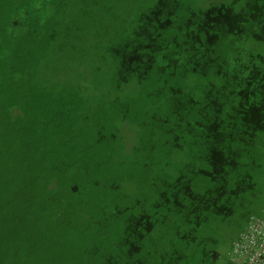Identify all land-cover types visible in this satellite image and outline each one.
<instances>
[{
    "label": "trees",
    "instance_id": "1",
    "mask_svg": "<svg viewBox=\"0 0 264 264\" xmlns=\"http://www.w3.org/2000/svg\"><path fill=\"white\" fill-rule=\"evenodd\" d=\"M258 166L264 0H0V264H228Z\"/></svg>",
    "mask_w": 264,
    "mask_h": 264
},
{
    "label": "rangeland",
    "instance_id": "2",
    "mask_svg": "<svg viewBox=\"0 0 264 264\" xmlns=\"http://www.w3.org/2000/svg\"><path fill=\"white\" fill-rule=\"evenodd\" d=\"M126 6L130 5L127 3ZM83 8L82 5L78 13H82ZM130 144L128 141V146ZM254 172L253 188L236 200L232 214L214 217L204 230V234L213 239V244L224 260L248 219L252 215L264 214V168L258 166Z\"/></svg>",
    "mask_w": 264,
    "mask_h": 264
},
{
    "label": "built area",
    "instance_id": "3",
    "mask_svg": "<svg viewBox=\"0 0 264 264\" xmlns=\"http://www.w3.org/2000/svg\"><path fill=\"white\" fill-rule=\"evenodd\" d=\"M228 264H264V217L252 215L228 252Z\"/></svg>",
    "mask_w": 264,
    "mask_h": 264
}]
</instances>
